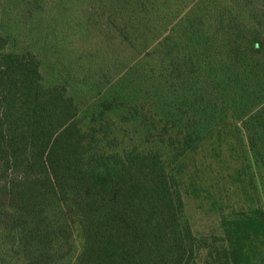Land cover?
I'll use <instances>...</instances> for the list:
<instances>
[{
	"label": "trees",
	"instance_id": "obj_1",
	"mask_svg": "<svg viewBox=\"0 0 264 264\" xmlns=\"http://www.w3.org/2000/svg\"><path fill=\"white\" fill-rule=\"evenodd\" d=\"M229 121L264 168V0H0V264H251L185 219Z\"/></svg>",
	"mask_w": 264,
	"mask_h": 264
},
{
	"label": "rangeland",
	"instance_id": "obj_2",
	"mask_svg": "<svg viewBox=\"0 0 264 264\" xmlns=\"http://www.w3.org/2000/svg\"><path fill=\"white\" fill-rule=\"evenodd\" d=\"M229 121L210 136L189 159L184 174L185 219L200 239L224 235V225L239 212L264 211V168L250 151L245 135ZM257 256L251 264H264ZM199 264H203L202 257Z\"/></svg>",
	"mask_w": 264,
	"mask_h": 264
}]
</instances>
